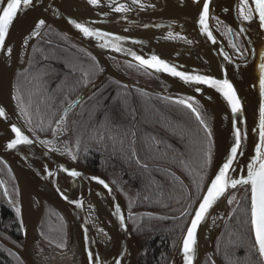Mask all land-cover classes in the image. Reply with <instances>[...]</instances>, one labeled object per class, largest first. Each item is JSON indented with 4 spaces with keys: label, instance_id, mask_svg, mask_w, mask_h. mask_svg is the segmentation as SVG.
<instances>
[{
    "label": "water",
    "instance_id": "95a60500",
    "mask_svg": "<svg viewBox=\"0 0 264 264\" xmlns=\"http://www.w3.org/2000/svg\"><path fill=\"white\" fill-rule=\"evenodd\" d=\"M205 2L209 5L205 21L207 31L200 23ZM121 5L127 10L116 11ZM6 6L4 0H0V7ZM250 7L254 8L252 0H248L247 5L244 0H139L138 3L133 0H98L96 4L90 0H32L28 7H21L5 37L4 46L0 47V108L5 111L0 117V171L3 162L17 187L23 247H17L2 236L0 243L24 264H52L40 260L43 256L37 249L40 243L45 244L40 226L46 202L62 217L68 229L69 245L78 251L77 262L53 264H116V261L135 264L138 255V244L130 226L132 213L120 190L98 172L76 162L66 151H58L59 140L50 145L48 139L36 135L19 108L15 91L17 74L26 67L43 32L52 27L93 56L101 68L98 78L64 109L59 123L108 79L131 90L186 101L184 104H191L196 114L200 108L204 118L206 115L210 117L208 126L199 113L213 142L210 171L169 263L185 264L183 239L207 187L231 154L237 129L241 141L237 158L228 173L230 179L246 175V164L255 155V146L260 142V106L264 103V96L261 95L259 79L264 74L260 68L264 64V55H261L264 53V27L255 11L251 13V20L243 18ZM40 20L45 23L37 27ZM76 24L99 35L85 36ZM226 29L233 44L226 37ZM236 34L242 49L237 47ZM117 47L120 51L115 50ZM132 53L146 60L156 56L187 75L228 80L240 100L241 110L234 113L232 105L218 88L185 81L170 72L142 65ZM115 61L146 70L159 87L126 76L116 68ZM13 125L31 142L9 148L8 144L17 138ZM73 170L80 175L72 176ZM244 190H248L249 195L251 226L250 186L228 187L197 226L192 264H203L207 257L213 264H223L217 257L215 246L233 212V195ZM251 235L254 240L253 233ZM89 252L92 253L91 260ZM257 255L264 264V257Z\"/></svg>",
    "mask_w": 264,
    "mask_h": 264
},
{
    "label": "trees",
    "instance_id": "16d2710c",
    "mask_svg": "<svg viewBox=\"0 0 264 264\" xmlns=\"http://www.w3.org/2000/svg\"><path fill=\"white\" fill-rule=\"evenodd\" d=\"M50 29L65 45L90 55ZM91 57L95 64L87 73L45 61H29L18 72L17 101L28 125L40 138L54 140L62 111L100 75L101 68ZM125 64L152 79L146 70ZM100 93L104 100L90 122L93 126L85 127L81 137L68 141L69 154L107 178L124 196L138 244L135 264H169L205 186L213 158L212 139L196 112L184 103L131 90L112 79L90 96ZM99 116L101 120L96 121ZM9 177L13 179L11 173ZM240 192L241 199L215 246L217 257L223 264H262L251 235L248 190ZM40 234L47 241L63 246L67 243L65 222L46 202ZM0 236L22 248L21 218L15 205L5 199L1 185ZM15 261L23 263L0 243V264ZM203 264L213 262L207 257Z\"/></svg>",
    "mask_w": 264,
    "mask_h": 264
},
{
    "label": "snow or ice",
    "instance_id": "6c2138e0",
    "mask_svg": "<svg viewBox=\"0 0 264 264\" xmlns=\"http://www.w3.org/2000/svg\"><path fill=\"white\" fill-rule=\"evenodd\" d=\"M6 7H0L2 15H0V47L4 46L5 37L8 34L9 28L13 23L14 18L17 16L18 10L21 7H28L31 5L32 0H4ZM91 3L96 4L98 0H90ZM134 3H138L139 0H133ZM245 5L248 4V0H244ZM254 8L248 9V14H243V9L241 13L245 20H251V13L255 11L259 15V20L261 21V26L264 27V0H252ZM116 11H126L123 5L117 7ZM209 11V5L207 2L204 3L203 13L200 17V23L204 25V31H207L206 18ZM45 22L40 20L37 27L43 25ZM85 36L99 35L98 32L90 30L81 24H76ZM211 36V33L209 32ZM116 51H120V48H116ZM9 51H11L9 49ZM135 56V53H132ZM261 55H264L262 53ZM137 60L140 61L142 65H146L151 68H155L157 71L163 70L170 72L173 76H178L185 81H197L203 84H210L213 87L218 88L221 91L228 102L232 105V111L234 113L241 110V103L239 98L236 96L235 90L228 80H214L207 76H191L183 72H179L175 67L170 66L165 61L159 59L156 56L151 57L150 60H146L141 56H135ZM262 73H264V64L260 65ZM259 86L261 90V95L264 96V74L260 76ZM180 103H187L186 101H179ZM187 107L192 108L191 104H187ZM192 111H196L192 108ZM5 115L3 108H0V117ZM197 118L199 119V113H197ZM202 124L203 120L200 121ZM12 130L16 133V139L12 140L9 144V148H14L16 145L21 143H30L29 138L24 135L21 130L13 125ZM210 135V133H209ZM260 142L255 146V155L246 164V175L242 176L240 179H230L228 176L229 171L232 170L234 161L237 158L238 150L240 148L241 135L239 129L236 132V143L231 148V154L229 158L224 162L222 167L219 169L218 174L215 175L214 179L211 180L210 185L206 189V194L202 197L199 203V208L195 212V216L191 221V226L187 229V233L183 239L182 251L184 253L185 264H192V253L194 252V246L196 244V230L197 226L204 220L208 210L219 200V198L224 195L228 187L235 188L239 184L250 186V216H251V230L254 236V247L261 257H264V103L260 106ZM242 154V153H241ZM73 159L76 157L73 156ZM147 167V165H145ZM72 176H79L80 173L73 170L71 172ZM93 179H99L93 177ZM230 180V183H229ZM99 183L103 184L106 188L108 185L103 181L99 180ZM67 199V197H64ZM231 203V200L229 201ZM19 212V209H17ZM123 219V217H121ZM89 259H92V253L89 252ZM116 264H120L116 261Z\"/></svg>",
    "mask_w": 264,
    "mask_h": 264
},
{
    "label": "rangeland",
    "instance_id": "374dc122",
    "mask_svg": "<svg viewBox=\"0 0 264 264\" xmlns=\"http://www.w3.org/2000/svg\"><path fill=\"white\" fill-rule=\"evenodd\" d=\"M228 30V29H226ZM230 33V32H229ZM231 35V34H230ZM227 36V32H226ZM235 36V35H234ZM229 42L233 44L232 36H227ZM236 40V43L238 44L237 47L242 49L241 42H238L237 36L234 37ZM240 39V38H239ZM31 63L33 62H51L54 63L60 67L67 68L70 70L87 73L89 69L93 68L95 64V60L88 54H83L75 49L69 48V46H64L61 41H58V43L50 42V40H40L31 55L30 59ZM120 62V61H119ZM115 65V64H114ZM117 68V67H116ZM125 68L127 69V73L133 78H141L147 81H144V83L151 84L154 87H159V84L156 82V80L152 77V79L148 80V76H146L144 73L140 72L139 70L129 66L125 65ZM118 69V68H117ZM17 98V97H16ZM104 97L103 95L97 94L94 97L89 98L87 101H83L79 106H77L73 113H71V117L69 118V122L73 123L77 122V128L75 130V138H78L83 129L86 126L87 121L93 117L94 113L97 111V109L101 108V103L103 102ZM18 102V101H17ZM19 105V104H18ZM20 108V107H19ZM200 116L202 119H204V115L200 108H198ZM59 121L56 123V130L55 134L52 137L54 140L52 142L49 141L50 145H54L56 141L60 139L61 130L59 127ZM64 128V126H63ZM62 141L64 144L65 151L69 153L70 146L69 142L66 140L65 131L63 129V137ZM69 148V150H68ZM10 170L8 171L7 168L1 164V171H0V185L2 186L4 193H5V199H11V202L15 205L17 208L18 204V192L17 189L15 190L16 184L14 179H11L9 177ZM2 177V178H1ZM11 187V188H10ZM17 188V187H16ZM13 189L15 191H13ZM8 190V191H7ZM241 192L237 191L233 197L232 201L234 204V209L237 207L239 200L241 199ZM233 209V212H234ZM42 224V222H41ZM41 227V226H40ZM51 229L48 228L47 233H49ZM42 237V236H41ZM44 240V243H40L37 247L39 254L42 256H50L53 253H66L71 251V247L69 245V236L67 237V243L65 246L60 245L58 242H52L45 240L44 237H42ZM54 240V239H52ZM18 247V246H17ZM23 247V244H22ZM15 264H24L20 261H15Z\"/></svg>",
    "mask_w": 264,
    "mask_h": 264
},
{
    "label": "flooded vegetation",
    "instance_id": "af4514ba",
    "mask_svg": "<svg viewBox=\"0 0 264 264\" xmlns=\"http://www.w3.org/2000/svg\"><path fill=\"white\" fill-rule=\"evenodd\" d=\"M46 39H48V40H50V42H54V43H58V41H61V39L59 38V36L58 35H56L51 29H50V27H48V28H46V30L43 32V34H42V36L39 38V40L37 41V43L40 41V40H46ZM36 43V44H37ZM63 43V42H62ZM36 44H35V46H36ZM63 45L65 46V44L63 43ZM35 46L33 47V49H32V51H31V53H30V57H29V60H28V62L30 61V59H31V55H32V52H33V50H34V48H35ZM66 46H68V45H66ZM70 48V47H69ZM73 49V48H72ZM28 64V63H27ZM114 64H115V66L118 68V70L119 71H121L123 74H125L126 76H128V77H130V78H132L128 73H127V69L125 68V62H119V61H115L114 62ZM90 71H92V68L91 69H89L88 70V72H90ZM133 79V78H132ZM133 80H135V81H137V82H144L145 80L144 79H141V78H136V79H133ZM115 81V80H114ZM117 82V81H116ZM121 84V83H120ZM127 87V86H126ZM128 88V87H127ZM130 89V88H129ZM92 97V95L90 96V97H88L87 99H85L84 100V102L85 101H87L89 98H91ZM75 109V108H74ZM74 109L73 110H71L66 116H65V118L63 119V122H64V124H63V126H64V131H65V135H66V140L67 141H73V140H76L77 138H75V130H76V128H77V122L75 121L74 123H73V125H72V123L71 122H69V118L71 117V113H73V111H74ZM64 111V110H63ZM62 111V112H63ZM96 113V112H95ZM94 113V114H95ZM61 115V114H60ZM59 118H60V116H59ZM101 120V117L99 116L98 117V119L96 120V121H100ZM58 121H59V119H58ZM91 121H93V117H91L88 121H87V123H86V126L85 127H89V126H93L92 124H90V122ZM95 121V120H94ZM60 124V123H59ZM63 129H62V137H63ZM82 134L83 133H81V135L79 136V137H81L82 136ZM61 135L59 136V137H61ZM11 188V187H10ZM17 188L15 187V190H16ZM14 189H13V191H15ZM8 191V190H7ZM10 201H11V199H9Z\"/></svg>",
    "mask_w": 264,
    "mask_h": 264
},
{
    "label": "bare ground",
    "instance_id": "6f19581e",
    "mask_svg": "<svg viewBox=\"0 0 264 264\" xmlns=\"http://www.w3.org/2000/svg\"><path fill=\"white\" fill-rule=\"evenodd\" d=\"M204 121L206 123V125L210 126L211 121H210V117L208 115H206V117L204 118ZM63 124L64 122H60V130L62 132L63 129ZM62 134V133H61ZM57 150L65 153V148H64V144L62 141V135L57 143ZM40 260L45 261V262H53V263H75L78 261V251L76 249V247H72L71 251L66 252V253H53L50 256H43L40 257ZM52 263V264H53Z\"/></svg>",
    "mask_w": 264,
    "mask_h": 264
}]
</instances>
